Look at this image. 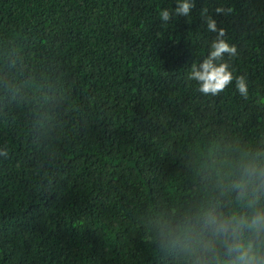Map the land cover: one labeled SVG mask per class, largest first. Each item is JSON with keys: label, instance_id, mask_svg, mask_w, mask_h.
I'll list each match as a JSON object with an SVG mask.
<instances>
[{"label": "trees", "instance_id": "16d2710c", "mask_svg": "<svg viewBox=\"0 0 264 264\" xmlns=\"http://www.w3.org/2000/svg\"><path fill=\"white\" fill-rule=\"evenodd\" d=\"M0 0V264H190L163 243L216 204V171L264 168V0ZM231 8L217 14L215 9ZM235 46L216 96L188 74Z\"/></svg>", "mask_w": 264, "mask_h": 264}, {"label": "clouds", "instance_id": "9594fccd", "mask_svg": "<svg viewBox=\"0 0 264 264\" xmlns=\"http://www.w3.org/2000/svg\"><path fill=\"white\" fill-rule=\"evenodd\" d=\"M195 7L194 0H178L174 10L160 11L159 18L169 22L173 16L187 17ZM205 15L207 30L217 33L207 58L199 65L193 63L188 74L196 81L198 91L216 96L223 92L233 80L239 94L247 99L248 87L244 76H235L225 54L234 57L235 46L226 40V30L217 27V22ZM232 9L217 7V14H229ZM0 155H6L0 151ZM216 186L221 191L236 193L235 199L244 206L242 213H225L213 204L185 216L174 228H169L163 243L166 247H177L186 254L190 264H264V168L253 162L239 161L235 169L231 165L225 171L223 165L216 171Z\"/></svg>", "mask_w": 264, "mask_h": 264}]
</instances>
